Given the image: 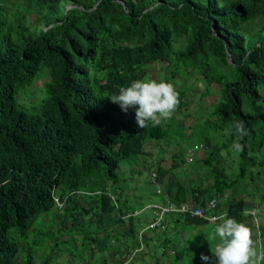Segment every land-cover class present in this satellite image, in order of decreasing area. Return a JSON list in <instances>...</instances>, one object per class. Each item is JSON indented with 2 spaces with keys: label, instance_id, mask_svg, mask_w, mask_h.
Instances as JSON below:
<instances>
[{
  "label": "trees",
  "instance_id": "1",
  "mask_svg": "<svg viewBox=\"0 0 264 264\" xmlns=\"http://www.w3.org/2000/svg\"><path fill=\"white\" fill-rule=\"evenodd\" d=\"M180 61L220 89L212 113L220 123L212 125L230 128L211 156L219 159L223 149L228 157L234 144L237 176L214 164L203 183L170 181L160 195L202 206L229 192L233 203L222 228L226 243L236 245L243 238L230 228L239 226L243 202L234 195L255 182L252 169L264 173V156H256L264 149V0H0V264H55L67 239L51 235L45 222L57 221L71 242L79 216L122 223L120 216L133 208L118 204L116 170L121 163L135 166L143 144L167 132L120 101L137 92L147 64L171 67L174 77ZM222 65L230 70L218 71ZM42 70L45 98L27 110L16 95ZM183 96L169 91L158 101L164 107L173 100L179 109ZM246 170L247 181L240 176ZM54 194L68 195L59 213ZM259 197L264 202V194ZM90 198L98 204L86 205ZM181 223L199 227L203 221ZM113 237L80 240L97 244L99 252Z\"/></svg>",
  "mask_w": 264,
  "mask_h": 264
},
{
  "label": "rangeland",
  "instance_id": "2",
  "mask_svg": "<svg viewBox=\"0 0 264 264\" xmlns=\"http://www.w3.org/2000/svg\"><path fill=\"white\" fill-rule=\"evenodd\" d=\"M175 47V46H174ZM183 47V46H182ZM181 47V48H182ZM180 48V49H181ZM179 49V48H177ZM209 63L212 62V58L209 59ZM218 61L215 63V66L217 65ZM186 64L185 68H183V65ZM230 70V67L222 65L220 68H218V71H224L228 72ZM45 70H42L39 72V76L34 82L31 84V86L25 88L24 90H19L16 98L19 105H21L23 108L30 110L32 106H35L41 99L45 98V90L44 85L48 80V75ZM147 75L139 80V84H142V88L137 93V95L145 93V96L149 99H156L154 95L151 93H146L149 90H155L158 91L161 90V88H164L166 84L168 85L167 88L169 91L173 93H177L182 91L183 92V100L187 102L189 105L188 113L193 117L194 125H192L189 130L187 131L185 128V125L181 124V122H176V119L173 116H168V119H165L164 122L161 123V126L163 129L167 128V134L165 136V140L159 141V143L162 146L161 153L162 154H174L177 165L174 168H171L169 170V173H171V176H174L175 178H184L188 180L190 177V173L187 171L190 170H198V173L200 174V177L203 179L201 182L203 183L204 180H206V177L204 174L209 173V169L212 165L219 163L218 166L226 167L228 172L234 173V176H237V163H238V149H231L232 152H229L228 157L223 158H213L214 156H211V152L215 149L214 144L210 143V140L215 141L216 147L219 146V143L223 142L222 135L225 133V136H227V130H229L230 126L226 127L223 132L216 130L213 124H219L220 120H217L215 116L212 114L214 113L215 106L220 102L221 100V93L220 90L216 85L213 86V88H207L205 84V80L201 75L198 74L197 71L190 70V67L187 63L180 61L179 62V69L176 70V73L178 76H174V71L171 69V67L162 68L158 63H155L151 65L146 70ZM159 74V75H157ZM165 75V79L162 75ZM158 78L160 79V84L158 86L155 82H150L148 79L150 78ZM156 91V92H158ZM24 93V94H22ZM160 95H163L162 91L158 92ZM22 94V95H21ZM21 95V97H20ZM169 102V99H168ZM168 106H170L168 104ZM173 106V105H172ZM211 124V125H210ZM210 125V126H209ZM189 133V134H188ZM193 144H201L207 146L208 149V155L206 156V153L204 154L205 162L199 161L195 155H192V162L188 163L186 161V153L190 150ZM206 152V151H205ZM222 152V149L218 152L219 154ZM257 156H264V152L257 153ZM139 165H142V162H139ZM161 166H163L161 164ZM135 172L131 165H128L127 163H121L120 167L116 170V174L118 176L117 178V184L116 187L119 189H125L126 191L120 195V198L123 200L126 199L124 203L131 202L130 204L135 203L134 208L137 209L138 206L143 207L146 205L148 201L154 202L156 201V197L152 193L153 185L150 183L149 180V174L147 168H141L140 171H138L136 174H133ZM246 174H248V171L246 170ZM241 175L243 176L241 179L247 181V175ZM264 178V173L262 175L256 176L254 175L256 183L249 184L250 185V192L252 190H258L262 189L260 191H264V185L261 183L260 178ZM208 180V179H207ZM249 182V181H248ZM175 183V182H174ZM108 184V183H106ZM177 184H179L177 182ZM192 184V183H190ZM189 184V185H190ZM182 186H188L186 184ZM107 190H110V188H106ZM130 190V191H128ZM154 191V190H153ZM131 193V194H130ZM260 200V199H258ZM137 204V205H136ZM148 204V203H147ZM79 213H81V210L78 209ZM49 219L53 216V211H49L47 214ZM43 216H40L37 219V222L41 221L40 219ZM94 218L91 217L90 221L86 217L79 216L78 220H75L76 223H79L81 228H79L78 231H75L74 236H72V242L69 241V237L67 238L62 235L63 233L59 232L57 230V221L54 223L45 222L47 227L54 229L55 231H50L51 235H54L55 238L60 236V239L66 238L67 243L64 245H59L58 249H62L64 251V256L59 257L57 259L58 264H77V262H88V254L90 253V246L88 245L87 240L85 237H89L90 234L93 232H97V227L99 226V230H101L105 225L108 224V220L106 218H102L100 220L99 224H95L92 222ZM92 222V223H91ZM252 225V223L250 222ZM252 227V226H251ZM47 228V229H48ZM74 228H77L76 226ZM46 232V229L42 228L41 232ZM188 232L192 235H187V240L190 242H194L196 239V236H198L199 241H202L204 239V242L206 243H217V237H214L213 234L207 228L199 229L198 227L193 228V230H188ZM251 234H254L252 230H247L246 239L247 241H253L255 238H253ZM80 236H83V239L81 241V247H76L77 242L80 240ZM48 242L50 240L51 245V238L46 239ZM183 245V244H182ZM185 246V245H183ZM69 255V256H68ZM73 255V256H72ZM99 256V254L97 255ZM72 257V258H71ZM77 258V259H76ZM101 258V257H100ZM69 259V260H68ZM67 260V261H66ZM66 261V263H64ZM94 264V262L92 263Z\"/></svg>",
  "mask_w": 264,
  "mask_h": 264
},
{
  "label": "crops",
  "instance_id": "3",
  "mask_svg": "<svg viewBox=\"0 0 264 264\" xmlns=\"http://www.w3.org/2000/svg\"><path fill=\"white\" fill-rule=\"evenodd\" d=\"M151 65L153 64H147V69ZM146 75L147 73L143 75L141 78L145 77ZM148 81L155 82L157 86L158 84H160V79L158 78V76L156 78H150L148 79ZM163 85H165V87L159 90L163 92V95H160L157 89L155 90L152 89V90L147 91L146 93H151L152 95H154L156 99H149L147 98V96H145V93L137 95V93L143 87L142 84L140 83V87L137 90V92L123 97L120 103L128 111L138 112L142 114L146 119L154 121V122L156 121L159 124L164 122L165 119H168V116L170 115L176 119V122H181V124L185 119L183 124L185 125V128L187 129V131L190 132L189 128L192 125H194L193 117H191V115L188 113L189 105L191 103L187 104V102H185L184 100L183 105L178 109L176 103L173 102V100H170L169 101L170 106H168L167 104L163 107L158 100L162 99L163 97H166V94H168L169 92L168 90H166L167 89L166 86L168 85L166 84H163ZM214 85L217 86V84H210V85L206 84V87L213 88ZM166 131H167V128L164 129V132ZM161 140L164 141L165 137ZM161 140L146 141L143 144V150L140 156V160L142 161L143 168L144 167L147 168L148 166V167L153 168V170L156 171V185L159 191L164 190L166 187V184L170 183V181H175L176 183L178 182L181 185H184V184L189 185L190 183H194L195 185L200 184V182L203 179L200 177L198 170L189 169L187 171L188 173H190V177L188 178V180L184 179L183 177L175 178L174 176H171V173H169V170L171 168H174L177 165L175 155L169 154L170 156L168 157V154L161 153L162 146L159 143V141ZM209 141L210 143L214 144V148H216L215 141L210 140V139ZM194 146H197L198 149L193 150ZM235 148L236 146L233 144L229 146L228 151L232 152L231 149H235ZM208 149L209 147L207 148L206 144L205 145L193 144L191 147V151L189 150L186 153V158L190 157L191 158L190 162H192V159H193L192 155H195L199 161L201 160L203 162L205 161L204 154L206 153V156L208 155ZM220 154L221 156L219 158H223V157L226 158L225 150L222 149V152ZM161 164L163 166H161ZM216 165L218 166L219 163H216ZM156 168L157 169L159 168L162 170L159 175V178L157 175ZM137 172L138 171H135L133 172V174H136ZM209 173L210 174L212 173L211 167L209 169ZM209 173H205V176H207ZM209 180L210 179L208 178L207 181ZM249 184H250V180L249 182H247V184L241 185L240 190L237 191V193L234 195L236 198L242 197V202H243L242 209H241L242 211L249 210L250 206L253 205L255 202L253 200L255 197L250 195V189H249L250 185ZM104 185L106 188L107 187L110 188L109 184L105 183ZM156 185H153V189H152V193L156 197V201L154 202L148 201L147 203H157V204L160 203V200L158 199L159 195L155 194ZM175 190H176V187H172L171 192L174 193ZM107 191H108L107 196L110 197V199H112V197H114L112 195L114 194V192L112 193L111 190H107ZM125 191H126L125 189L123 190L120 189V191L119 189L115 190V192L117 193L119 192L120 195L124 193ZM225 194L226 195H223V196L217 195L215 196L216 198H212V199H215L217 203V208L214 211V214L216 215L220 213H225L226 208H228V206L233 203L232 198L231 199L227 198V195L229 196L230 193L227 192ZM81 199L82 198H80V200ZM125 200H126L125 198L123 200L121 199V202L118 203L119 206L123 205L125 208L131 207L135 209L134 208L135 203L133 204H130L131 202L124 203ZM187 201L188 200H186L185 202ZM114 203L115 202H113V204ZM180 203H183V202H180ZM96 204H98V200L96 198H90L86 202V205H90V206H95ZM140 209H141V206H138V208L135 210L138 211ZM263 209H264L263 207H259V212L261 213ZM126 213H133V212H124V214ZM149 213L150 211L148 212L143 211L140 213L139 217L136 216V217H130L129 219H120L122 220V223L120 224L118 223L110 224L109 223V225H105L101 230H99V226L97 227L98 231L93 232L92 235L97 237L98 240H104L103 238L107 234L114 235L112 239L106 242V247L100 246L99 248L100 251L98 252V254L101 257L100 258L101 263L99 262V264H114L115 263L114 260H118L119 255L124 254V253H130V250L134 249L137 246H139L140 254L135 258L132 264H201L200 262L201 259L204 258V256H207L210 250L212 251L213 249V252H215L218 244L222 246L226 245V241H225L226 230L223 228L220 229L218 225L211 224V223H203L198 228L200 230L201 229L204 230L205 228H207V230H209L211 234H213L214 237L218 236L217 243H211V242L206 243L204 242V239L202 241H199L198 236H196L195 238L196 240L194 242L188 241L186 238L187 235L190 236L194 234V233L190 234L188 230H193V228H196V226L194 225L184 226V224L181 223L182 221L179 220L177 217H172L173 215L168 217L166 229L163 232L161 233L155 232V231L146 232L145 234H143V237L140 234L137 235V232L150 219ZM95 224H99V222ZM240 224L238 227L236 226L237 228L236 227L230 228V231L232 233V236L237 232L239 233V235L242 234L241 237L243 238V241H245L244 235L247 234V230H251L250 219L247 216H244V218L243 217L241 218ZM132 231H133V234H132ZM252 236L254 237V234H252ZM182 244L185 246H183ZM96 246L97 244L92 242L93 250L95 249ZM161 248L164 249L163 253L160 252ZM197 250L198 252H196ZM172 251L174 253H172ZM94 253H95V250L92 252V254Z\"/></svg>",
  "mask_w": 264,
  "mask_h": 264
},
{
  "label": "clouds",
  "instance_id": "4",
  "mask_svg": "<svg viewBox=\"0 0 264 264\" xmlns=\"http://www.w3.org/2000/svg\"><path fill=\"white\" fill-rule=\"evenodd\" d=\"M169 103H167V104H169ZM194 147H196V148L194 149ZM194 147H193V150H197L198 149L197 146H194ZM262 152H264V149L258 150L256 152V156H257V153H262ZM258 158L261 159L262 156H260ZM188 159H190V161H191L190 157L186 158L187 161H188ZM140 161L141 160H140V157H139V159L136 162V165L135 166H131V168L134 171H139L142 168V165H139ZM190 161H188V162H190ZM147 169H148V174H150V171H153L155 173L154 182H152L150 180V178H149V180H150V183L152 185H156V171L153 170V168L148 167V166H147ZM252 171H253L254 175H256V176L260 175L258 173H254L255 169H252ZM246 175H248V174H246ZM247 177L249 178V176H247ZM253 178H254V176H253ZM261 178H260V181H261ZM253 180L255 181V178ZM254 183H256V181ZM254 183H251V184H254ZM260 190H262V189L252 190L250 192V195L255 197L253 199L255 202H254L253 205L250 206L249 210L242 211L243 218H244V216H247L250 219V222L252 223L251 230L254 233V237L253 238H255V239L253 241H249L248 242L247 239H246V235H244L245 241H241V242H239L236 245L227 244L226 243V245L222 246V245L218 244L215 252H213V249H212V251L211 250L209 251L207 256H204V258L201 259V261H200L201 264H264V209H263V211L261 213L259 212V207H263L264 208V202H262L261 200H258V199H260L259 196L264 194V191H260ZM155 194L161 196L164 199V201L163 202L160 201V203H158V204L157 203H148V204L144 205L143 207H141V209L138 210V211L133 209L132 211H130V212H133V213H126V214H122L120 216V219H129L130 217H136V216L139 217L140 213L143 212V211H146V212L150 211V213H149L150 219L137 232V235L140 234L142 237H143V234H145L146 232L155 231V232L161 233V232H163L166 229V226L164 227L163 230L150 229V228L147 227L148 224L153 220L152 210L145 208L147 205H163L166 201L172 202L175 205L182 204V203H175V202H173L171 200L166 199V196L160 195V191H159L157 185H156V188H155ZM223 195H226V194H223ZM67 197H68V195L58 196V195L54 194L53 203H54V209L56 210V212L59 213V212H61L64 209V207L66 205ZM227 198H230V196H227ZM211 199L212 198H210L208 200H211ZM55 200H58V201H60L62 203L61 208H58L56 206ZM212 200H214L215 203H216L215 199H212ZM183 203H186L187 205H189L191 207L192 206L193 207L197 206V205H193L189 201L183 202ZM216 208H217V203H216V207H215L214 211L216 210ZM227 209L228 208H226L225 213L217 214V215H223L224 216L223 217V224H220L219 222H213L211 224L218 225L220 228L225 226L226 218H227ZM172 217H177L179 219V217L177 215H173ZM190 220H192V219H190ZM196 220L203 221L202 219H196ZM181 221L187 223L189 220L186 219V220H181ZM203 223H208V222L203 221ZM54 225H55V223H54ZM56 227H57V229L59 228L58 222H57V226ZM55 228L54 229L51 228V229L55 231ZM90 235L93 236L92 234H90ZM250 235H252V234L250 233ZM241 236H242V234H241ZM66 238H62L61 240H64ZM81 241L82 240H79L77 242L76 247H81V245H80ZM89 246H90V253L88 254V262L96 261V264H99V262L101 263L100 256H97L98 255L97 248L95 247V249H94L95 253L92 254V252L94 251L93 247H92V243H90ZM225 246H227L229 248H225ZM231 246H232V248H230ZM160 252L163 253L164 249L161 248ZM196 252H198V250ZM172 253H174V252L172 251ZM65 254L67 255V253H65ZM139 254H140L139 246H137L134 249L130 250V253H124V254L119 255L118 260H114V262H115L114 264H132L134 262L135 258ZM62 256H64V254ZM62 256H60V257H62ZM55 262H56L55 264H58L57 260ZM88 262H80V264H87Z\"/></svg>",
  "mask_w": 264,
  "mask_h": 264
},
{
  "label": "built area",
  "instance_id": "5",
  "mask_svg": "<svg viewBox=\"0 0 264 264\" xmlns=\"http://www.w3.org/2000/svg\"><path fill=\"white\" fill-rule=\"evenodd\" d=\"M196 147H194L195 149ZM190 161V159H188ZM149 178L154 182L155 173L150 171ZM56 206L61 208L62 203L55 200ZM216 203L214 200H207L202 206H189L186 203L175 205L166 201L163 205H147L145 208L152 210L153 220L148 224L150 229L163 230L167 219L171 215H177L180 220L202 219L208 223L219 222L223 224V215L214 214Z\"/></svg>",
  "mask_w": 264,
  "mask_h": 264
},
{
  "label": "water",
  "instance_id": "6",
  "mask_svg": "<svg viewBox=\"0 0 264 264\" xmlns=\"http://www.w3.org/2000/svg\"><path fill=\"white\" fill-rule=\"evenodd\" d=\"M71 6L70 5H68V6H66V8L65 9H68V8H70Z\"/></svg>",
  "mask_w": 264,
  "mask_h": 264
}]
</instances>
